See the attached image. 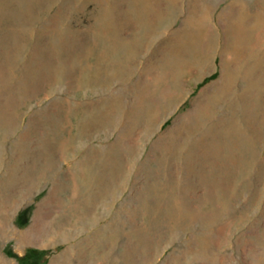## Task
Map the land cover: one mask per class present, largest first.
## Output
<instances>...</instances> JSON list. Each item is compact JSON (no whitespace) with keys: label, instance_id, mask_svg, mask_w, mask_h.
<instances>
[{"label":"rangeland","instance_id":"374dc122","mask_svg":"<svg viewBox=\"0 0 264 264\" xmlns=\"http://www.w3.org/2000/svg\"><path fill=\"white\" fill-rule=\"evenodd\" d=\"M0 264H264V0H0Z\"/></svg>","mask_w":264,"mask_h":264},{"label":"bare ground","instance_id":"6f19581e","mask_svg":"<svg viewBox=\"0 0 264 264\" xmlns=\"http://www.w3.org/2000/svg\"><path fill=\"white\" fill-rule=\"evenodd\" d=\"M214 91H215V90H214ZM217 94H218V93H217ZM195 104H196V103H195ZM26 234H27V233H26ZM26 236H27V235H25L24 233H21L20 236H18V237H21L22 239H24V238H26ZM22 239H21V240H22Z\"/></svg>","mask_w":264,"mask_h":264},{"label":"trees","instance_id":"16d2710c","mask_svg":"<svg viewBox=\"0 0 264 264\" xmlns=\"http://www.w3.org/2000/svg\"><path fill=\"white\" fill-rule=\"evenodd\" d=\"M20 260L22 259V258H19Z\"/></svg>","mask_w":264,"mask_h":264}]
</instances>
